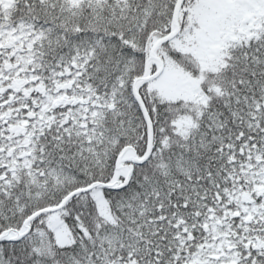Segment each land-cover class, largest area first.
Returning <instances> with one entry per match:
<instances>
[{"label":"snow or ice","instance_id":"1","mask_svg":"<svg viewBox=\"0 0 264 264\" xmlns=\"http://www.w3.org/2000/svg\"><path fill=\"white\" fill-rule=\"evenodd\" d=\"M0 264H264V0H0Z\"/></svg>","mask_w":264,"mask_h":264}]
</instances>
